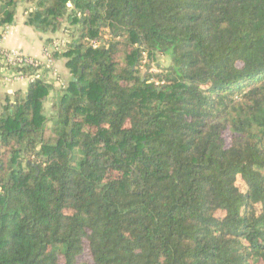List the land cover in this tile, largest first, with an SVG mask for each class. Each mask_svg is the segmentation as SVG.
<instances>
[{"label":"trees","instance_id":"obj_1","mask_svg":"<svg viewBox=\"0 0 264 264\" xmlns=\"http://www.w3.org/2000/svg\"><path fill=\"white\" fill-rule=\"evenodd\" d=\"M28 2L69 77L2 105L0 264H264V0Z\"/></svg>","mask_w":264,"mask_h":264},{"label":"crops","instance_id":"obj_2","mask_svg":"<svg viewBox=\"0 0 264 264\" xmlns=\"http://www.w3.org/2000/svg\"><path fill=\"white\" fill-rule=\"evenodd\" d=\"M34 5L28 0H19L17 6V13L15 16V21L10 25V29L3 38L2 45L7 49H18L23 52L39 58H45V50L50 45L48 39L51 38L54 41L68 38L67 34H64L63 30L56 34H43L36 31L33 27L26 23L28 12L32 11ZM56 64L60 70V74L65 81L68 79L69 74L66 68V60L63 57H58L56 59ZM29 84L25 82H18L9 86L0 85V111H2V105L6 104L7 98L14 99L15 93H21L26 95ZM54 88L58 89L56 86ZM55 91H51L48 99L45 103L46 115L47 112L52 110V104L55 97ZM52 114V111H51ZM50 114V115H51Z\"/></svg>","mask_w":264,"mask_h":264},{"label":"built area","instance_id":"obj_3","mask_svg":"<svg viewBox=\"0 0 264 264\" xmlns=\"http://www.w3.org/2000/svg\"><path fill=\"white\" fill-rule=\"evenodd\" d=\"M9 29L10 25L0 28V85L5 87L18 82L30 84L42 80L58 89H63L66 81L60 74L54 53L62 52L66 48L68 38L54 41L46 48L45 58L39 59L22 50L5 48L2 41ZM94 46L96 47L97 44Z\"/></svg>","mask_w":264,"mask_h":264},{"label":"rangeland","instance_id":"obj_4","mask_svg":"<svg viewBox=\"0 0 264 264\" xmlns=\"http://www.w3.org/2000/svg\"><path fill=\"white\" fill-rule=\"evenodd\" d=\"M157 60H158V62L155 61L152 64L151 69H154L153 71H151L152 73H159V72H161V70L156 65L157 63L161 64L162 66H166L169 63V60H168V58L166 56H158L157 57ZM51 111L52 110L50 108V110L47 112L48 116H50Z\"/></svg>","mask_w":264,"mask_h":264}]
</instances>
